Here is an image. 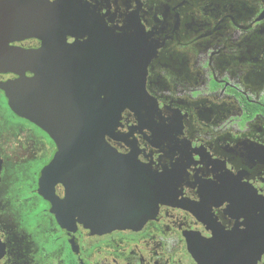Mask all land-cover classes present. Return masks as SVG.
I'll list each match as a JSON object with an SVG mask.
<instances>
[{"label": "flooded vegetation", "instance_id": "flooded-vegetation-1", "mask_svg": "<svg viewBox=\"0 0 264 264\" xmlns=\"http://www.w3.org/2000/svg\"><path fill=\"white\" fill-rule=\"evenodd\" d=\"M38 1L55 56L117 61L127 106L106 141L164 169L168 198L135 230L61 226L38 194L56 144L0 89V264H264V0Z\"/></svg>", "mask_w": 264, "mask_h": 264}, {"label": "water", "instance_id": "water-1", "mask_svg": "<svg viewBox=\"0 0 264 264\" xmlns=\"http://www.w3.org/2000/svg\"><path fill=\"white\" fill-rule=\"evenodd\" d=\"M50 9L38 0H0V73L18 76L0 83V89L13 113L56 144L38 194L63 227L78 224L96 234L138 229L166 203L168 174L120 155L106 141L127 106L117 61L55 56L59 38L51 34L58 17ZM45 36L53 40L40 49L12 45ZM56 184L64 188L61 200L53 193Z\"/></svg>", "mask_w": 264, "mask_h": 264}]
</instances>
